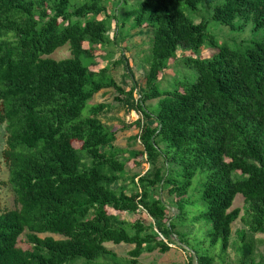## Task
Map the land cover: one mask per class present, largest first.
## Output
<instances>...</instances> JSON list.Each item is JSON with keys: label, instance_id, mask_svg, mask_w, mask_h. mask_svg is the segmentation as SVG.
<instances>
[{"label": "trees", "instance_id": "16d2710c", "mask_svg": "<svg viewBox=\"0 0 264 264\" xmlns=\"http://www.w3.org/2000/svg\"><path fill=\"white\" fill-rule=\"evenodd\" d=\"M110 2L0 0V125L19 207L0 213V264H122L109 244L133 247L125 264H139L144 253L170 252L167 240L181 236L174 232L188 222L203 225L202 237L188 243L198 264L224 263L238 220L246 230L238 233L237 252L242 264H254L247 235H264V37L233 49L208 27L242 31L251 23L264 33V0H122L116 3L126 10L122 18L109 14ZM200 10L206 18L196 24ZM112 21L153 34L137 101L136 90L118 86L107 67L90 70L98 49L116 46L118 32L113 40L108 33ZM65 46L70 59L49 58ZM205 47L215 50L210 58L183 60L193 77L162 90L160 76L178 50L198 56ZM111 58L107 52L100 59ZM104 90L125 97L119 102L142 116L134 124L143 148L136 157L154 173L132 181L138 191L129 195L115 190L129 160L103 151L117 141L100 120L111 108L91 104ZM153 101L155 112L146 106ZM200 174L205 182L192 194ZM156 189L177 201L179 215L167 218ZM239 195L247 206L242 218L232 210ZM109 209L146 215L154 225L122 221ZM25 233L29 250L19 247ZM47 234L64 240L39 237Z\"/></svg>", "mask_w": 264, "mask_h": 264}, {"label": "rangeland", "instance_id": "374dc122", "mask_svg": "<svg viewBox=\"0 0 264 264\" xmlns=\"http://www.w3.org/2000/svg\"><path fill=\"white\" fill-rule=\"evenodd\" d=\"M117 1L122 0H111L108 11L109 14H118L122 18L126 12L124 8L117 7ZM128 4H135L138 0H127ZM74 4H77L75 2ZM201 17H205L202 10L197 11L195 16V23L201 22ZM206 18V17H205ZM208 18V17H207ZM116 22H111V27L108 29L111 40L114 38L116 32H118L117 40L115 45L110 46L103 50L98 49L97 61L95 65H91L90 70L94 73L99 72L103 68H108V76L111 77L118 86L129 92L132 88L136 90L134 98L137 101L140 98L141 92L145 86V77L149 69L151 49L153 46V34L148 29L144 30H133L131 24H127L123 29L119 26L117 28ZM211 36L215 37L219 44L227 43L231 48L237 49L238 46L247 44L249 41H259L264 37L263 32L255 33L253 31L252 24H247L244 30L232 31L227 28H223L216 23H210L208 27ZM245 42V43H244ZM244 43V44H243ZM85 48L88 46L85 44ZM112 54V58L109 61L103 62L102 58L105 53ZM215 50L205 47L200 51L198 56L193 55L189 51L183 49L178 50L177 61L171 63L168 68L160 76V87L162 90L174 89L175 85L181 81L188 80L193 77V72L190 67L184 63L183 60L187 57H199L202 59H208L214 54ZM55 61H63L71 58L70 47L65 46L58 49L52 56L49 57ZM115 63H119L115 65ZM142 90V91H141ZM125 97L118 98L117 93L114 90H104L94 97L91 104H106L110 106V111L101 115L100 120L103 124L113 131L117 132V141L110 147L104 149L107 155L111 153L117 154V160H129L127 169L120 176L122 182L115 187V190H124L129 195L132 192H137L138 188L132 184L135 180L137 183L138 179L144 177L146 174H153V169L145 159L136 157V154L143 151V148L138 141L140 131L134 124L142 120V116L138 114L130 106L128 107L124 103H120V100H124ZM158 101L149 102L146 104L151 111L157 110ZM8 134L4 125H0V213L4 211H12L19 209L16 203V196L9 183V169L4 160V152L7 149ZM157 167H161L164 170L167 169L162 159H158ZM205 182L204 175H198L194 180L191 193H196L201 188V185ZM193 196H189L187 200ZM154 198L160 200L167 207V218L170 219L179 215V204L177 201L168 196L167 191L156 189L154 192ZM241 210L240 218L245 215L247 206L241 195L237 196L234 201L232 210ZM109 215L117 216L122 221L128 223H135V221H144L150 225H154V222L150 220L146 215L137 214L131 215L126 213H118L111 209L107 210ZM189 216V215H188ZM189 221V220H188ZM191 221V220H190ZM155 227V226H154ZM203 225H194L190 222L186 224L178 225L174 233L181 234L177 237L172 234L167 240L171 245V251L167 254H161L159 251L154 253H144L139 260V264H198V260L193 251L188 247V243L194 240H199L203 233L201 230ZM244 226L240 220H238L232 227V238L231 246L227 252L224 263L217 259L215 264H242L241 256L238 254V233L244 230ZM246 230V229H245ZM27 233H25L19 240V247L23 250H29L27 240ZM41 239L53 238L54 240L60 241L64 238L55 235H39ZM161 239L164 240L163 237ZM247 240L252 243L253 248V260L254 264H264V235H247ZM166 241V240H164ZM108 250L116 257V259L125 264L130 260L128 254L133 247L120 245L114 246L109 244L106 246ZM189 255H192L193 259L189 262ZM112 258L102 260L103 262L111 261ZM251 264V263H250Z\"/></svg>", "mask_w": 264, "mask_h": 264}]
</instances>
